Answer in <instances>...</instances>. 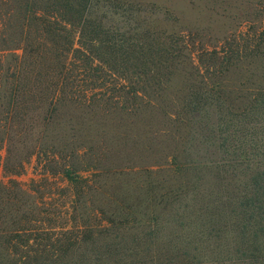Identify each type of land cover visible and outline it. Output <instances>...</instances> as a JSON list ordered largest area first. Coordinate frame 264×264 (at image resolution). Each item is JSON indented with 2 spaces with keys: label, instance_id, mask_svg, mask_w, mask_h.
<instances>
[{
  "label": "trees",
  "instance_id": "16d2710c",
  "mask_svg": "<svg viewBox=\"0 0 264 264\" xmlns=\"http://www.w3.org/2000/svg\"><path fill=\"white\" fill-rule=\"evenodd\" d=\"M12 3L9 49L24 53L23 60L15 59L1 72L9 97L2 112L13 119L19 134L32 133L26 141L34 142L39 152L49 159L65 155L89 164L84 161L90 151L86 146L60 151L43 142L46 128L40 121L54 122L70 106L119 109L134 116L155 111L167 132L188 129L191 140L210 153L203 160H180L173 154L167 162L180 185L164 187L159 204L170 208L171 221L189 232L174 235L159 250L158 222L149 225L151 238L143 240L139 234L138 241L122 236L111 218L92 234L57 231L40 217L44 211L29 192L35 189L0 181V264H148L163 257L167 261L157 264H181V256L187 259L184 264H264V73L256 63L264 56V27L239 45L208 48L191 34L152 25L153 11L131 2ZM98 6L109 11L101 13ZM72 51L80 54L73 61L66 56ZM245 63L252 66L250 75L230 88L229 74ZM23 123L28 127L21 128ZM74 166L65 162L64 176L92 184ZM213 173L219 182L207 178ZM111 215L124 216L116 209Z\"/></svg>",
  "mask_w": 264,
  "mask_h": 264
},
{
  "label": "rangeland",
  "instance_id": "374dc122",
  "mask_svg": "<svg viewBox=\"0 0 264 264\" xmlns=\"http://www.w3.org/2000/svg\"><path fill=\"white\" fill-rule=\"evenodd\" d=\"M119 1L131 2L153 11L149 12L152 25L163 30L191 34L190 37L197 44L208 48L225 46L229 42L233 46L239 45L248 34L264 27V0ZM12 4V0H0V13L4 14L0 27L5 31V42H0V181L8 183L15 180L28 190L35 189L29 192L33 195L32 199L36 196L44 211L40 217L44 219L46 227L57 231L70 229L75 233L92 234L99 223H106V219L111 218L117 231H122V236L137 241L139 234L143 240L151 238L150 232L154 229L149 231V225L158 222V250L169 246L167 240H175L174 235L185 237L189 230L181 229L171 221L170 217L174 215L169 212L170 208L163 210L159 198L164 187L175 185L174 188H177L180 185L173 181L174 173L167 163L173 154L180 160L190 157L203 160L210 153L198 141L191 140L188 129H181L182 132L177 133L173 128V131L167 132L166 127L158 123L159 114L155 111L134 116L119 109L95 111L91 107L67 106L61 109V116L54 122L44 125L45 121H40V127L46 128L47 137L43 142L48 149L61 151L65 147L71 151L73 147L90 148L84 160L89 164L82 165L81 159H71L65 155L47 158L45 153L39 152L34 142L26 141L25 137L32 136V133L19 134L13 119L4 116L2 111L8 108L9 97L3 89L8 83L5 78L2 79L1 72L14 64L15 59L23 60L24 53L22 48L9 49L12 47L8 26ZM97 9L101 13L109 11L108 6H98ZM167 17L174 20H167ZM74 39L75 47H81L77 30ZM66 56L73 61L80 54L72 51L67 52ZM256 63L258 72L264 73V56ZM251 67L243 64L241 69L229 74L226 84L233 88L239 80L250 75L248 71ZM169 92L174 94L175 89L172 87ZM25 127L28 124L23 123L21 128ZM70 161L78 173L92 179V184H77L64 176L61 167ZM18 163L20 165L16 166ZM210 177L207 178L211 179V183L219 182L214 173ZM115 209L124 216L111 215ZM118 226L123 229H118ZM178 259L183 262L181 264L187 261L184 256ZM159 261H167V258L147 262L157 264Z\"/></svg>",
  "mask_w": 264,
  "mask_h": 264
}]
</instances>
